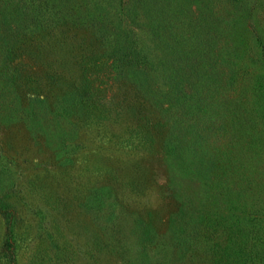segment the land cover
Wrapping results in <instances>:
<instances>
[{"label":"rangeland","instance_id":"1","mask_svg":"<svg viewBox=\"0 0 264 264\" xmlns=\"http://www.w3.org/2000/svg\"><path fill=\"white\" fill-rule=\"evenodd\" d=\"M204 1L213 17L226 14L220 2ZM260 13L264 16V9L257 10ZM220 39L216 46L205 49L214 52L215 70L209 78L198 76L202 74L189 64L182 71L183 87L215 88L216 95L210 98L216 100L217 111H223L225 116L219 111L216 116L225 126L237 116L252 118L261 126L263 136L222 126L208 132L212 139L207 140L219 142L221 148L222 142L232 139V132L246 137L239 160L245 175L264 189V105L252 88V75L264 76V56L245 53L239 58L224 38ZM65 41L76 45L78 35H69ZM58 44L57 56L66 60L64 65L52 59L53 65L29 68L24 55H17L11 65L0 64V264H123L119 260L125 250L146 255L150 264L213 263L221 252L202 254L198 246L212 247L220 239L226 216L217 217L214 226L204 225L197 217L179 223L183 262L176 260V247L158 238L168 237L172 221H179L178 201H191L190 185L196 186L199 176L186 165L190 154L166 151L163 141L167 127L152 107L135 114L137 94L111 80L94 95L106 109L105 117L85 123L82 116L91 102L82 100L81 89L61 86L44 92L40 88V103L30 91L34 88L28 90L19 84L30 72L43 81L54 69L62 74L64 83L76 76L80 61L72 52L65 56L66 46ZM51 45L45 50L49 57L55 53ZM98 60L104 72L112 57ZM195 105L191 104L192 109H198ZM190 121L197 123L199 119ZM193 135L200 139V128ZM228 150L223 151L230 154ZM217 156L224 159L231 155ZM194 206L201 208L197 197ZM226 210L222 203L220 215ZM149 230L155 236L147 241L144 232ZM197 232L207 233L201 237ZM162 247L167 248L165 253Z\"/></svg>","mask_w":264,"mask_h":264},{"label":"trees","instance_id":"2","mask_svg":"<svg viewBox=\"0 0 264 264\" xmlns=\"http://www.w3.org/2000/svg\"><path fill=\"white\" fill-rule=\"evenodd\" d=\"M215 1L224 7L225 15L213 17L210 8L204 6V0H0V64H10L17 55L27 57L24 63L29 68L36 67L34 64L53 65L52 59L63 64L66 60L58 59L56 45H65V56L72 52L77 62L80 61L78 73L72 80L61 82L62 74L53 69L46 73L43 81L38 74L30 72L19 84L27 86L28 90L34 88L30 91L40 103L43 102V97L37 96L40 88L44 92L61 86L81 89L82 100L86 98L91 102L82 116L85 123L105 117L106 109L99 100V103L94 100L103 85L115 80L118 85L130 87L137 94L135 114H142L140 111H146L147 106L152 107L167 127L163 141L166 151L183 156L190 154L186 165L199 176L197 185H190L191 201H178L179 221H172L168 237L158 238L176 247V260L183 262L185 255L179 247L184 243L183 230L179 223L197 217L204 225L214 226L217 217L226 216L220 239H216L212 247L198 246V251L213 256L220 251L221 256L211 264H264V189L245 175L244 164L238 156L240 148H245L246 137H237L232 132V139L222 142L221 148L219 142L213 144L207 140L212 139L207 136L208 132H216L222 126L231 130L235 127L244 134L248 130L249 134L257 136H263L262 128L252 118L243 116L227 121L226 126L219 122L216 100L210 98L216 95V89L183 87L185 74L182 72L191 64L190 67L202 74L198 76L209 78L215 70L214 52L205 49L216 46L220 38H224L239 58L245 53L264 56V16L257 14V10L264 9V4L261 0ZM69 35H78L76 45L66 43ZM51 44L55 46V53L49 57L45 50ZM203 53L206 54L203 56ZM106 55L112 60L107 70L101 72L98 58ZM244 75L249 76L248 72ZM252 76L253 92L263 98V106L264 76ZM89 89H92L90 95ZM193 102L198 109H192ZM221 114L224 115L223 111ZM198 119L197 123L190 121ZM197 128H200V139L193 135ZM134 132L139 134V129ZM125 142L129 143V139ZM132 145L130 142V146L136 148ZM218 153L231 156L220 159ZM196 197L201 201L200 209L194 206ZM222 203L227 205L224 215L219 213ZM144 233L148 235L147 241L149 236H155L150 230ZM206 233L197 232V235L204 237ZM134 239L136 242V234ZM166 249L162 247V252ZM122 257L119 262L123 264L151 263L146 255L137 251L125 250Z\"/></svg>","mask_w":264,"mask_h":264}]
</instances>
